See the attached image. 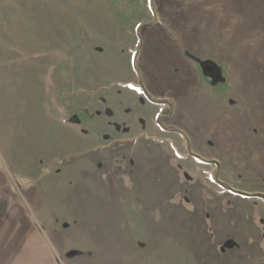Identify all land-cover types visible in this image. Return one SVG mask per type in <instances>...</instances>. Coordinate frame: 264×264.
<instances>
[{
	"label": "rangeland",
	"instance_id": "obj_1",
	"mask_svg": "<svg viewBox=\"0 0 264 264\" xmlns=\"http://www.w3.org/2000/svg\"><path fill=\"white\" fill-rule=\"evenodd\" d=\"M116 84H127L116 98L128 101L112 103L104 124L110 114L96 100ZM143 88L167 96L174 113L169 102H138ZM2 91L5 141L25 112L33 122L47 117L53 141L60 118L70 131L72 114L97 111L96 123L80 127L89 133L81 141L111 145L94 151L97 175L110 169L113 189L150 184L159 201L183 206L189 226L172 233L186 234L194 255L202 251L199 263L264 264V196L254 197L264 195V0H0ZM139 142L159 145L146 174L131 155ZM55 151L51 145L33 159L54 168ZM111 153L106 164L99 160ZM13 188L21 197L38 189L18 181ZM62 203L71 207L70 199Z\"/></svg>",
	"mask_w": 264,
	"mask_h": 264
},
{
	"label": "crops",
	"instance_id": "obj_2",
	"mask_svg": "<svg viewBox=\"0 0 264 264\" xmlns=\"http://www.w3.org/2000/svg\"><path fill=\"white\" fill-rule=\"evenodd\" d=\"M116 86L120 88L103 89L104 97L96 100L109 111L110 121L106 123L103 119L104 124H109L113 117L112 103L128 101L116 98L117 91L119 95L121 91L127 92V84ZM0 97H4L3 91ZM138 97L142 105L151 102L141 95ZM5 98L14 99L15 95L5 94ZM96 112L89 109L72 114L70 131L64 129V119L60 118L53 141L47 138V117L33 122L27 112L23 114L22 124L12 120L21 125L13 132L27 141H15L10 130L5 141L0 132V264H201L199 258L204 255L202 251L193 254L192 240L186 234L175 237L172 233L189 226L183 206L159 201L155 192L147 190L150 184H144L141 192H129L122 187L116 190L111 185L116 178L111 177L110 169L95 173L94 151L111 145L81 141L84 138L80 135L89 133L80 127L87 128L85 124L95 121ZM16 114H19L17 108L12 110V116ZM78 114L84 116L82 120ZM35 115L40 116L38 112ZM51 145L56 156H60L55 159L54 168L45 161L36 163L33 156L46 154ZM86 146L90 147L87 157L76 158ZM132 150L133 158L145 167L142 172L148 173L155 154L159 156V145L139 142L132 145ZM111 158L112 153L99 160L106 164ZM17 181L33 182L38 189L30 196L21 197L14 192ZM48 183L54 189H48ZM52 198L54 205L48 202ZM64 198L70 199V208L63 205Z\"/></svg>",
	"mask_w": 264,
	"mask_h": 264
},
{
	"label": "flooded vegetation",
	"instance_id": "obj_3",
	"mask_svg": "<svg viewBox=\"0 0 264 264\" xmlns=\"http://www.w3.org/2000/svg\"><path fill=\"white\" fill-rule=\"evenodd\" d=\"M144 89V88H143ZM144 93H145V98L146 99H148L149 101H151L152 102V100H155V101H162V102H169L170 103V105H171V107H172V112L174 113V105H173V103H172V101H170L169 99H167L168 97L166 96V98H159V99H155V98H153L151 95H149L148 94V92H146L145 91V89H144ZM153 103V102H152ZM153 104H155V103H153ZM157 123H158V121H157ZM191 154V153H190ZM192 156H196V157H200V158H202L201 156H199V155H193V154H191ZM203 159V158H202ZM213 163V162H212ZM217 164V163H216ZM261 196H264V195H261ZM254 197H256L255 195H254ZM260 197V196H259Z\"/></svg>",
	"mask_w": 264,
	"mask_h": 264
},
{
	"label": "water",
	"instance_id": "obj_4",
	"mask_svg": "<svg viewBox=\"0 0 264 264\" xmlns=\"http://www.w3.org/2000/svg\"><path fill=\"white\" fill-rule=\"evenodd\" d=\"M202 71L205 73V74H207V75H209L210 76V78L212 79V76H213V69L211 68V67H209V66H206V67H203L202 68ZM235 193L236 194H240V195H244V196H249L248 194H242V193H239V192H236L235 191ZM256 197H259V196H261V195H255Z\"/></svg>",
	"mask_w": 264,
	"mask_h": 264
},
{
	"label": "trees",
	"instance_id": "obj_5",
	"mask_svg": "<svg viewBox=\"0 0 264 264\" xmlns=\"http://www.w3.org/2000/svg\"><path fill=\"white\" fill-rule=\"evenodd\" d=\"M152 102L155 103V104H161V103H164V102H162V101H155V100H152ZM169 106H170V112H171V111H172V107H171L170 104H169ZM157 121H158V125H161V121H159V120H157ZM195 158L198 159V160H202V161H203V159L200 158V157H196V156H195ZM219 186L222 187L223 189H228L224 184L219 183Z\"/></svg>",
	"mask_w": 264,
	"mask_h": 264
},
{
	"label": "snow or ice",
	"instance_id": "obj_6",
	"mask_svg": "<svg viewBox=\"0 0 264 264\" xmlns=\"http://www.w3.org/2000/svg\"><path fill=\"white\" fill-rule=\"evenodd\" d=\"M129 87H133L132 85H129ZM136 91H139V89H136Z\"/></svg>",
	"mask_w": 264,
	"mask_h": 264
}]
</instances>
